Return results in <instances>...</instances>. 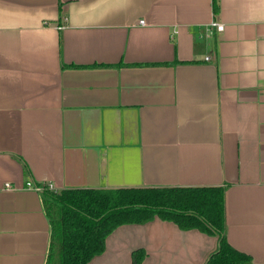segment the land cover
<instances>
[{
  "label": "crops",
  "instance_id": "crops-1",
  "mask_svg": "<svg viewBox=\"0 0 264 264\" xmlns=\"http://www.w3.org/2000/svg\"><path fill=\"white\" fill-rule=\"evenodd\" d=\"M215 3L0 0V264H46L51 223L27 180L224 186L228 242L264 264V0ZM216 246L155 217L116 227L87 264L136 248L142 264H205Z\"/></svg>",
  "mask_w": 264,
  "mask_h": 264
},
{
  "label": "trees",
  "instance_id": "trees-1",
  "mask_svg": "<svg viewBox=\"0 0 264 264\" xmlns=\"http://www.w3.org/2000/svg\"><path fill=\"white\" fill-rule=\"evenodd\" d=\"M214 10L216 9L213 0ZM224 186H148L69 188L42 191L51 223L46 264H87L104 251L105 239L122 224L155 217L180 229H198L217 237L205 264H252L225 236ZM143 248L131 252V264H142Z\"/></svg>",
  "mask_w": 264,
  "mask_h": 264
},
{
  "label": "built area",
  "instance_id": "built-area-1",
  "mask_svg": "<svg viewBox=\"0 0 264 264\" xmlns=\"http://www.w3.org/2000/svg\"><path fill=\"white\" fill-rule=\"evenodd\" d=\"M140 23H143V20H140ZM224 25L222 22H220L217 19L211 20L205 28V33L206 35H212L216 31H221L223 29ZM205 59H208L206 56ZM6 187H10L9 183L5 184ZM25 187L26 188H31L35 191L42 192L44 190H50V191H55V188L53 187L52 184H41V183H35L32 180H27L25 182Z\"/></svg>",
  "mask_w": 264,
  "mask_h": 264
}]
</instances>
